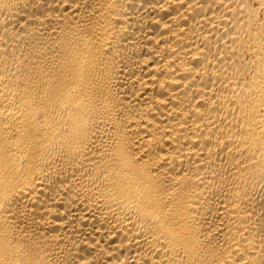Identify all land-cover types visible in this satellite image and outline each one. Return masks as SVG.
Wrapping results in <instances>:
<instances>
[{"label": "bare ground", "instance_id": "bare-ground-1", "mask_svg": "<svg viewBox=\"0 0 264 264\" xmlns=\"http://www.w3.org/2000/svg\"><path fill=\"white\" fill-rule=\"evenodd\" d=\"M0 264H264V0H0Z\"/></svg>", "mask_w": 264, "mask_h": 264}]
</instances>
